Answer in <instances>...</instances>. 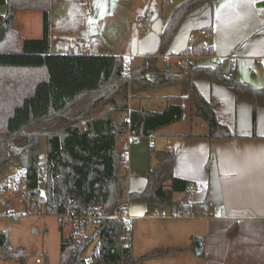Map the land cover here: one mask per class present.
Instances as JSON below:
<instances>
[{"label": "trees", "instance_id": "obj_1", "mask_svg": "<svg viewBox=\"0 0 264 264\" xmlns=\"http://www.w3.org/2000/svg\"><path fill=\"white\" fill-rule=\"evenodd\" d=\"M213 1L187 0L178 5L161 36L159 54L167 52L190 13ZM161 3L164 9L171 0ZM0 6L6 7L5 15H0V26L6 27L0 43V189L11 185L7 168L10 157L15 156L22 165L19 184L24 186L28 211L37 209L38 214L60 218L68 213L81 217L102 206L105 215L110 216L129 201L142 200L154 209H163L170 201L173 209L185 213L189 209L183 200L191 184L175 177L173 151H160L151 145L147 187L143 192L127 194L119 139L129 134L151 137L183 115L182 107L176 105L162 112L130 111V83L164 86L188 76L196 114L209 126L208 139L232 134L201 95L193 82L195 77L205 75L226 84L237 95H264V88L244 85L235 73L224 75V61L216 68L196 66L193 59L212 56V48L204 43L179 55L177 73L171 72L172 65L168 64L151 82L147 61L129 74V65L122 56L51 54L52 0H0ZM21 11L43 13L42 38L23 39L16 32L14 22ZM186 58H190L187 68ZM42 139L47 145L45 162L39 159ZM43 167L44 194L40 189ZM192 208L195 212L208 211V199ZM61 223L63 227L66 222ZM71 226L70 235L62 238L60 264H132L146 258H133L125 239L128 228L120 219L105 217L93 227ZM91 246L88 257L86 252ZM18 256L10 247L9 232H0V260L11 261Z\"/></svg>", "mask_w": 264, "mask_h": 264}, {"label": "crops", "instance_id": "obj_2", "mask_svg": "<svg viewBox=\"0 0 264 264\" xmlns=\"http://www.w3.org/2000/svg\"><path fill=\"white\" fill-rule=\"evenodd\" d=\"M185 1L171 0L167 8L161 5L157 18L147 12V19H138L135 27L143 22L148 25V33L139 44H132V56L124 53L92 55L132 58L131 70L147 61L148 78L153 82L168 64L172 65L170 71L177 73L179 55L195 44L204 43L212 48V56L193 59L196 66L216 68L224 61V75L235 73L244 85L263 89L264 8L258 5L264 0H214L203 4L185 18L167 52L159 54L161 36L176 7ZM53 7L52 0L50 53L69 55L53 51L56 37ZM0 10V15H5L6 7L1 6ZM14 29L23 39L42 38L43 13L18 12ZM88 35L82 41H70L77 51L74 53L88 54L89 50L82 49L83 43H90ZM150 39L157 41L153 56L143 44ZM135 57L139 61L134 63ZM193 82L211 104L218 121L229 129L231 137L207 138L209 126L196 114L188 76L164 86L130 83V111L162 112L169 105H176L182 107L183 115L178 122L151 137L136 142L128 136L120 138L122 158L129 157L126 162L122 160L123 172L127 194L143 192L148 184L149 147L154 145L160 151H173L175 177L190 184L206 185L207 190L195 196V203L208 199V211L214 216L205 217L201 215L203 210H199L197 217H158L156 209L146 202L129 201L132 255L135 259L146 257L132 264H264V95L255 96L251 92L237 95L226 84L205 75L195 77ZM172 209L167 201L163 210L169 213Z\"/></svg>", "mask_w": 264, "mask_h": 264}, {"label": "rangeland", "instance_id": "obj_3", "mask_svg": "<svg viewBox=\"0 0 264 264\" xmlns=\"http://www.w3.org/2000/svg\"><path fill=\"white\" fill-rule=\"evenodd\" d=\"M53 5L56 34L53 51L56 54H76L70 41H82L88 33V41L93 46L88 54L124 53L132 56V44H139L148 33V27L145 32L137 29L136 22L140 17L147 19V12L157 18L161 11V0H101L99 5L97 0H53ZM156 43L155 39L143 43L151 56L156 52ZM138 61L136 57L133 59L134 63ZM131 62H127L128 67ZM187 115L189 117V111ZM46 158V140L42 139L39 159L45 162ZM21 170L19 159L11 156L7 176L12 182L0 189V232H9L10 247L19 256L11 261L0 260V264H60L62 238L70 235L72 226L66 222L62 227L60 217L38 214L37 209L27 210L25 189L19 184ZM43 170L40 189L44 194L46 167ZM92 248L86 252L88 257Z\"/></svg>", "mask_w": 264, "mask_h": 264}, {"label": "built area", "instance_id": "obj_4", "mask_svg": "<svg viewBox=\"0 0 264 264\" xmlns=\"http://www.w3.org/2000/svg\"><path fill=\"white\" fill-rule=\"evenodd\" d=\"M137 28L140 29L141 31H145V24L143 22H138L137 23ZM205 34V33H203ZM91 45L88 42H85L82 44V49L84 51L90 50ZM132 58H128L126 59V62H131ZM189 61L190 58H186L185 62H184V66L187 68L189 66ZM130 67L126 68V71H130ZM129 139L133 142L139 141L141 138L137 137L133 134H129L128 135ZM129 157H123L122 160L123 161H128ZM207 190V186L203 185V184H191L186 192L185 198L183 200V205L188 208L189 210L185 213H182L179 210L176 209H172L169 213H167L166 211H164L163 209H156L155 210V215L158 217H169V218H185V217H197L200 216V214L198 212H195L192 208L193 204H195V196L198 193H202L205 192ZM218 212L221 211V209H217ZM205 217H213L214 214L209 212V211H203V214ZM105 217H111V218H115V219H120L122 220V222L124 224L127 225L128 228V233L125 236V239L127 241V246L131 247V243H132V217L129 215L128 212V208H127V204H124L122 206V210H116L113 212L112 215L107 216L104 213L103 207L102 206H98L96 209L92 210L88 215L86 216H74L71 215L70 213H68L66 216L61 217V220L65 221V222H69L70 224H76L79 226H85L88 225L90 227H93L95 222L101 218H105ZM37 263H41L40 260H37Z\"/></svg>", "mask_w": 264, "mask_h": 264}, {"label": "water", "instance_id": "obj_5", "mask_svg": "<svg viewBox=\"0 0 264 264\" xmlns=\"http://www.w3.org/2000/svg\"><path fill=\"white\" fill-rule=\"evenodd\" d=\"M258 6L264 8V1L261 2ZM5 28H6V27H5L4 24L0 26V43H1V41L3 40V38H4Z\"/></svg>", "mask_w": 264, "mask_h": 264}, {"label": "snow or ice", "instance_id": "obj_6", "mask_svg": "<svg viewBox=\"0 0 264 264\" xmlns=\"http://www.w3.org/2000/svg\"><path fill=\"white\" fill-rule=\"evenodd\" d=\"M100 2H101V0H97L98 5H99Z\"/></svg>", "mask_w": 264, "mask_h": 264}]
</instances>
